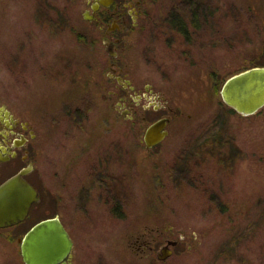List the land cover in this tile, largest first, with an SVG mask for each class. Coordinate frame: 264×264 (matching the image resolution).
Instances as JSON below:
<instances>
[{
    "label": "rangeland",
    "instance_id": "obj_1",
    "mask_svg": "<svg viewBox=\"0 0 264 264\" xmlns=\"http://www.w3.org/2000/svg\"><path fill=\"white\" fill-rule=\"evenodd\" d=\"M198 1L222 6L214 18L220 24L199 30L207 50L200 51L198 44L187 61V70L176 54H170L172 45H157L151 34L132 28L135 26L129 19L132 29L120 57L131 65L134 78L141 74L168 91L171 88L173 103L182 112L170 123L163 142L152 149L141 142L144 130L140 118L124 121L114 106L103 105V92L97 86L91 91L84 87L90 68L81 66L86 52L77 42V34L94 31L101 43L96 46V57H108L102 45L105 30L99 29L103 13L91 25L83 19L88 0H0V98L36 122L38 128L46 119L54 128L57 124L63 127V133L70 134L76 126L78 135H67L68 141L63 136V147L54 132L48 144L50 157L56 158L49 159V168L58 162L59 167L68 168L126 169L127 181L132 184L128 220L146 224L158 215L161 230L174 233L161 235L160 247L170 240L179 242L172 247L173 255L159 264H204L202 229L213 224L220 213L224 223L233 222L237 228L232 231V226L226 227L207 244L232 247L236 240L239 264L247 260L248 264H264V107L244 117L231 110L221 96V88L231 76L264 66V0ZM149 2L157 18L162 16L159 20L165 22L166 36L172 34L168 27L175 20H187V0ZM59 54L79 64L80 81L85 83L80 82L78 88L81 100L76 116L60 107L63 95L57 76L45 77L47 68L53 67L51 71L57 73ZM252 56L255 64L249 61ZM154 58L164 63V71L153 70ZM218 68L220 75H209ZM163 114L151 113L148 120ZM59 115H64L62 120H58ZM76 152L80 158L73 163L72 153ZM40 173L41 168H37L33 175L38 183ZM200 173L208 183L196 189L189 184V174L199 177ZM41 206L34 208L32 221L46 216ZM68 222L73 224L71 218ZM80 228L78 224L76 229ZM98 230L97 236L79 234L80 240L90 243L89 248L81 249V263L96 264L102 256L108 264H132L130 253L123 248L125 237L104 236ZM146 261L143 264H148Z\"/></svg>",
    "mask_w": 264,
    "mask_h": 264
},
{
    "label": "flooded vegetation",
    "instance_id": "obj_2",
    "mask_svg": "<svg viewBox=\"0 0 264 264\" xmlns=\"http://www.w3.org/2000/svg\"><path fill=\"white\" fill-rule=\"evenodd\" d=\"M221 10V5L207 6L198 0H187V18H185L187 20H175L173 26L168 27L172 34L166 36L165 22H160L159 19L162 16L157 18L149 0H88V9L83 13V19L87 25H91L96 22L97 15L103 13L99 29L105 30V35L102 38L104 47H102L108 57H105V54L96 57V46L100 40L93 35L94 31L86 30L76 36L77 42L86 52L84 55L85 64H81V66L89 67L90 75L92 72L90 78V75H87L86 84L80 81L79 64L75 63L73 59L61 57L60 54L57 58L60 63L57 73L54 75L53 73L56 71H51L54 68L50 67L45 71V77L57 76V87L63 95L59 98L60 107H66V112H70V116H76L80 109L81 97L78 92L80 82L85 84V89L90 91L91 88L97 86L103 92L101 99L103 105L114 106L121 119L124 121L133 120L135 117L141 119L140 128L144 130L141 142L148 150L152 149L161 144L163 140L148 148L145 142L147 129L158 121L166 120L165 130H169L170 123L178 113L182 112L180 113V108L173 103L171 88L168 91L167 88L160 87L153 78L144 77L141 74H137L136 78L133 77L129 68L131 65L120 57L121 50L125 49L127 45L125 39L132 28L140 29L143 35L151 34L152 41L157 45H172L170 54H173L172 56L176 54L178 60L186 64L184 67L187 70V61L190 56L192 58L193 49L199 44L197 48L200 51L205 53L207 50L208 44L201 36L202 31L199 30L208 25L220 24L218 21H214V18ZM162 12L164 14V11ZM129 19L135 27L129 26ZM147 60L151 63L149 59ZM254 60L253 56L249 57L252 64H255ZM152 62V66L155 67L153 70L156 71H160L165 66L164 63H159L157 58H154ZM96 66L98 74L95 71ZM221 71L219 68L213 72L210 70L209 75L217 76L221 74ZM159 112L164 114L155 120H148L151 113ZM45 116L47 117V113ZM63 116L59 115L58 120H62ZM75 128L76 126H73L70 134L63 133L60 132L63 127L61 129V126L57 124L54 128L47 123V119L38 128L36 122L0 98V185L23 170L29 169L30 172L23 178L37 190L39 195V202L32 205L28 217L23 222L12 227L0 228V243H2L0 245V264H26L22 255L23 238L35 224L53 218L63 224L73 243L72 250L58 264H90L80 261L81 249L89 248L90 243L88 240H80L78 236L80 233L86 236H97V228L101 229L98 231L104 236L110 233L125 237L123 248L124 251L130 253L132 264H143L144 259L148 264L164 262L159 260V253L163 248V246L160 247V236H168L169 233L174 236V233L171 230L166 232L161 230L158 215H154L153 220L146 224L141 220L138 222L128 220V190L132 184L127 181L125 168H68L64 165L59 167L58 162L54 168H49V159L51 162V159L56 158L54 155L50 157L52 153L49 155L51 147L49 148L48 144L50 139L53 140L54 132L62 140L59 146L63 147L65 146L63 136L65 141H68L66 140L67 135L72 138L74 135H78ZM51 144L53 145L52 142ZM78 155V152L72 153L73 163L80 158ZM38 159L42 163L40 167ZM37 168H41L39 183L33 176ZM193 177L199 178V180L196 182ZM193 177L189 174V178H191L189 184L196 189L208 183L204 180L205 176L202 173L199 177ZM53 179L54 181H52ZM155 188L158 189L156 186ZM155 192L158 193L156 190ZM210 200L213 201L212 198ZM38 204L42 205L46 216L38 221H32V212ZM219 215V219L217 218L213 224H208L202 229L201 234L205 245L202 263L223 264L224 261L225 264H239L236 240L232 247L220 248L218 245L207 244L211 237H218L226 227L232 226V231L237 228L233 222L231 224L224 223L223 213ZM68 218L73 220L74 225L69 224ZM231 221L236 220L232 218ZM78 224L80 229H76ZM237 239L239 240V238ZM178 244L177 241L176 246ZM89 256L88 253L87 258ZM98 257L96 264H108L102 256ZM121 260L123 261V259ZM243 262V264H248V260Z\"/></svg>",
    "mask_w": 264,
    "mask_h": 264
},
{
    "label": "water",
    "instance_id": "obj_3",
    "mask_svg": "<svg viewBox=\"0 0 264 264\" xmlns=\"http://www.w3.org/2000/svg\"><path fill=\"white\" fill-rule=\"evenodd\" d=\"M109 52L111 50H108ZM221 96L224 103L236 113L248 117L264 107V66H256L231 76L223 84ZM166 120L151 125L145 134L148 148L160 143L167 131ZM30 170L11 177L0 185V228L23 222L33 204L39 202L37 190L23 176ZM177 241H168L160 250L159 260L173 255ZM73 243L58 219H46L35 224L22 240V255L26 264H58Z\"/></svg>",
    "mask_w": 264,
    "mask_h": 264
}]
</instances>
